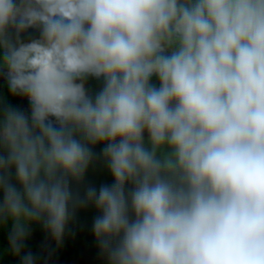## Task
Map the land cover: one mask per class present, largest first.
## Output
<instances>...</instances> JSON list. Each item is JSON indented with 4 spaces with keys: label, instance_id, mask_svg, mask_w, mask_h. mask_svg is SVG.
<instances>
[{
    "label": "clouds",
    "instance_id": "1",
    "mask_svg": "<svg viewBox=\"0 0 264 264\" xmlns=\"http://www.w3.org/2000/svg\"><path fill=\"white\" fill-rule=\"evenodd\" d=\"M1 80L19 264L89 207L103 264H264V0H0Z\"/></svg>",
    "mask_w": 264,
    "mask_h": 264
},
{
    "label": "trees",
    "instance_id": "2",
    "mask_svg": "<svg viewBox=\"0 0 264 264\" xmlns=\"http://www.w3.org/2000/svg\"><path fill=\"white\" fill-rule=\"evenodd\" d=\"M89 83L90 86L96 87V82L90 81ZM0 93H7L4 84L0 87ZM9 102L13 105L24 103L19 97L11 99ZM98 150L99 146L97 147V151ZM86 183L99 186L101 183H111V177L100 166H97L94 170L90 169L87 173ZM96 214L95 210L91 207L79 210L76 222L70 226L74 235L71 233L66 235L63 244L59 248H56L55 244L50 241L51 247L54 250L51 259L55 263L72 264L83 255L99 257L95 241L90 231L91 220ZM31 233L27 241V248L31 249L34 253L41 251L39 247L40 244L38 243H45L50 239L46 237V234L41 230L39 225H32ZM6 235V232L0 231V264H19L18 258L12 257L11 254L7 252ZM41 264H43V260Z\"/></svg>",
    "mask_w": 264,
    "mask_h": 264
},
{
    "label": "rangeland",
    "instance_id": "3",
    "mask_svg": "<svg viewBox=\"0 0 264 264\" xmlns=\"http://www.w3.org/2000/svg\"><path fill=\"white\" fill-rule=\"evenodd\" d=\"M1 82H2V80H1ZM1 82H0V87L3 85V82L2 83ZM46 243L47 244H50V240L49 241H46L45 243H38V244H40L39 247H40L41 251H43V249H42L41 246L44 245V244H46ZM47 263H50V264H59V263H55L51 259V257L47 259ZM43 264H44V261H43ZM72 264H103V261L99 257L92 258V257H89L87 255H83L78 260H76L75 263H72Z\"/></svg>",
    "mask_w": 264,
    "mask_h": 264
}]
</instances>
